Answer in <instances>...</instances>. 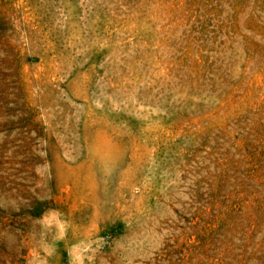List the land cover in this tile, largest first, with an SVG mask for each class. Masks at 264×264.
Here are the masks:
<instances>
[{"label": "rangeland", "instance_id": "obj_1", "mask_svg": "<svg viewBox=\"0 0 264 264\" xmlns=\"http://www.w3.org/2000/svg\"><path fill=\"white\" fill-rule=\"evenodd\" d=\"M0 264H264V0H0Z\"/></svg>", "mask_w": 264, "mask_h": 264}]
</instances>
